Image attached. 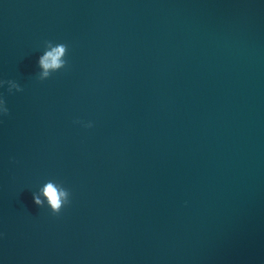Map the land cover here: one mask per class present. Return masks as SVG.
I'll return each instance as SVG.
<instances>
[{"label": "water", "instance_id": "95a60500", "mask_svg": "<svg viewBox=\"0 0 264 264\" xmlns=\"http://www.w3.org/2000/svg\"><path fill=\"white\" fill-rule=\"evenodd\" d=\"M0 99V264H264V0H0Z\"/></svg>", "mask_w": 264, "mask_h": 264}, {"label": "clouds", "instance_id": "9594fccd", "mask_svg": "<svg viewBox=\"0 0 264 264\" xmlns=\"http://www.w3.org/2000/svg\"><path fill=\"white\" fill-rule=\"evenodd\" d=\"M67 47L63 43L57 44L55 47L49 45V50H46L44 55L37 60L38 66L41 68V78H47L50 73L56 72L65 66L64 55ZM16 87V85H10ZM19 91V89L17 88ZM8 114V108L3 99H0V116ZM74 123L79 124L83 128H92V121L76 120ZM33 203L38 207H47L53 215L60 213L70 200L69 190L62 184L55 181H48L40 189L39 194L32 196Z\"/></svg>", "mask_w": 264, "mask_h": 264}]
</instances>
